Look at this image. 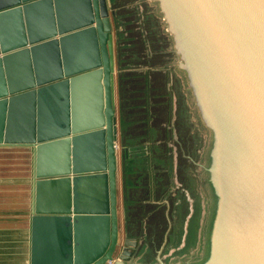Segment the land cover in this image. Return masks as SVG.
<instances>
[{
	"label": "water",
	"instance_id": "obj_1",
	"mask_svg": "<svg viewBox=\"0 0 264 264\" xmlns=\"http://www.w3.org/2000/svg\"><path fill=\"white\" fill-rule=\"evenodd\" d=\"M152 1L191 96L182 166L210 230L202 264H264V0ZM111 16L107 0H0V147L32 149L29 264H133Z\"/></svg>",
	"mask_w": 264,
	"mask_h": 264
},
{
	"label": "crops",
	"instance_id": "obj_2",
	"mask_svg": "<svg viewBox=\"0 0 264 264\" xmlns=\"http://www.w3.org/2000/svg\"><path fill=\"white\" fill-rule=\"evenodd\" d=\"M170 75L168 76L169 82ZM167 88L166 91L171 93L170 112L168 118L160 123L162 127L160 134L167 137L164 142L168 152H163L162 148L158 152L155 151L154 148H160L159 142H150L142 133L141 123L133 122V120L127 121L125 125L128 128L125 135L127 134V137L133 140L132 145H127L126 142L124 143V131L118 122L119 119L117 120L118 131L122 136V146L119 145L118 136L116 189L121 240L145 237L147 231L144 227L142 230L145 233L137 232L136 235L127 229L126 213L128 210L125 208L132 205L141 207L148 195L151 199L158 200L157 207L165 208L163 214L165 225L160 235L162 239L160 248L169 251L179 245L185 248L186 245L189 247L198 244L197 239L201 238L202 228L199 225V218L195 212L196 205L191 199L186 180L182 179L185 176L183 169L177 166L179 162L182 165V150L180 149L182 142L178 143L176 124L184 113L183 110L178 111L177 109L174 88L172 89L169 85ZM182 121L186 124L185 118L183 120L182 117ZM188 131L186 128V136ZM175 142L179 146L177 153L171 147V144ZM120 151L123 152L122 159ZM32 156V149L29 147H0V264H29ZM154 157L160 160L161 165L155 166V169L152 166L147 167V161L152 162ZM166 158L174 160L171 168L164 164L163 159ZM181 203L183 209H187L183 217L182 213L175 214L174 212L181 206ZM161 249L160 253L155 255L154 261L152 260L153 263H150L162 262ZM135 252L137 253V250ZM136 255L137 258L133 257L132 260L134 258V260H139L138 254ZM162 264L165 263L162 262Z\"/></svg>",
	"mask_w": 264,
	"mask_h": 264
},
{
	"label": "rangeland",
	"instance_id": "obj_3",
	"mask_svg": "<svg viewBox=\"0 0 264 264\" xmlns=\"http://www.w3.org/2000/svg\"><path fill=\"white\" fill-rule=\"evenodd\" d=\"M107 4H108L109 12L112 13V16L110 18L113 27L112 36L114 43L115 80L117 84V95L115 96V100H116V115L118 116V119H119V103H118V66L116 63L117 60L116 58L117 28L115 23L116 20L121 22L120 31L123 32V38L135 39L134 36H136L138 32L143 33V38H147L149 40L146 53L150 52V55H153V58L148 57L149 59L155 61L152 62V64L157 63L155 65L156 69H161V70L163 69V71H166L167 73H169V75L171 74L169 77L171 84L170 82H168V85L169 87H172V89L174 88L175 90V95L177 98V109L178 111L183 110L184 115H182V117L183 120L185 118V123H186V124L183 123L184 131L183 133L181 132L178 133V138H177L178 143L182 142V144L180 145V149L182 150L183 141L186 136L185 127L188 130L190 128L191 96H190V92L186 90L187 81L184 78L183 73L179 70V68H177L174 54L171 53L172 46H171L170 38L166 33L165 23L158 12L157 4L152 0H107ZM128 43L129 41L127 42H124L122 40L120 41L121 46L124 44L127 45L126 48L124 49L121 48V52L124 60H127L126 58H128L133 51V48ZM146 61H148L147 58ZM129 70L130 68L126 69V73H128ZM128 96L135 97L136 94L129 93ZM135 102L137 103V100H135ZM142 133L144 134L145 131L143 130ZM156 133L157 135H159L160 131H157ZM164 138L167 137L164 136ZM171 147H173L174 152L176 151L177 153V149L179 146H177L176 142L174 144L172 143ZM171 147L170 149H172ZM179 156L180 155L178 152V160H179ZM143 202L144 204L141 205V207L132 205L129 206L128 208H125L126 210H128V212L126 213L127 215L126 218H129L132 221L131 223L132 233L136 235L137 232L138 233L144 232V230L141 229L142 225L140 221H143V227L147 231L145 237L143 236V238L142 237L140 239L138 238L139 244L136 254H138L139 260L138 259L134 260L135 258H137L136 257L137 255L135 254L134 255L135 258L133 260L131 259V263L133 264H146V263L152 264L153 263L152 260L155 258V255L157 253H160V249H161L160 246L162 244V239L160 238V235L164 230V226L161 225H165L164 216H163L165 208L162 206L157 207L156 203L158 202V200H156L155 198L151 199L148 195L147 197H145V200ZM186 210L187 209L185 208V211ZM195 212L197 214V218H199L198 220L199 225L203 231V233L201 231V238L197 239L198 244L189 247L186 245L185 248L180 247L181 245H179L178 247L172 248L171 250L169 249V251L165 248L163 250L161 249L162 262H164L165 264H202L205 261V259L208 257L210 230L206 220L204 219L203 215L201 214V212L197 207L195 208ZM159 238L161 239L160 242H158L157 240ZM139 254L141 255L139 256ZM155 264H157V262Z\"/></svg>",
	"mask_w": 264,
	"mask_h": 264
},
{
	"label": "trees",
	"instance_id": "obj_4",
	"mask_svg": "<svg viewBox=\"0 0 264 264\" xmlns=\"http://www.w3.org/2000/svg\"><path fill=\"white\" fill-rule=\"evenodd\" d=\"M115 23L117 28L116 63L118 66L119 122L122 130L124 131V143L126 142L127 145L133 144V140L127 137V134L125 135V131L128 129L127 127H125L127 121L133 120V122L141 123V129L142 131H145L144 134L147 136V139L150 142H159L160 148H154L155 151L158 152L159 149L162 148L161 150L163 152H168L164 142L165 135L163 136L160 134L159 136L156 133L157 130L160 131V129H162L160 123L168 118V113L170 112L171 93L170 91H166V89H168L167 86L169 82L168 74L166 71H163V69H156L155 65L157 63L152 64V62L155 61L148 58H153V55H150V52L146 53L149 40L147 38H143V33L138 32V34L134 36L135 39L123 38V32L120 31L121 22L116 20ZM121 40L124 42L129 41L128 44H130V46L133 48L132 53L128 58H126L127 60H124L121 52V48L124 49L127 47V45L124 44L121 46ZM146 58L148 61H146ZM128 68H130V70L128 73H126V69ZM129 93L136 94V96H128ZM135 100H137V103L135 102ZM176 128L178 133H183L184 125L182 117H179ZM183 144H186L188 147L190 144V149H193V152H195V149L198 147L193 137L192 140H189L185 136ZM163 162L165 165H169L171 168L172 161L170 158L163 159ZM160 165V160H157L155 157L152 159V162L147 161V167L150 168L152 166L155 169V166ZM177 166L183 170L188 169L187 164H184L182 166L180 162ZM183 179L187 180L185 176L183 177ZM180 205L181 206L176 208L174 212L175 214L182 213L183 217V215L186 214V211L185 208L183 209L182 203ZM127 221L128 224L126 227L129 231H131L132 221L129 218H127ZM140 222L142 225V229L143 222ZM157 240L158 242H160L161 239L159 238Z\"/></svg>",
	"mask_w": 264,
	"mask_h": 264
},
{
	"label": "built area",
	"instance_id": "obj_5",
	"mask_svg": "<svg viewBox=\"0 0 264 264\" xmlns=\"http://www.w3.org/2000/svg\"><path fill=\"white\" fill-rule=\"evenodd\" d=\"M117 261H118V259L116 258V259H113V261L108 262L107 264H114V263L117 262Z\"/></svg>",
	"mask_w": 264,
	"mask_h": 264
},
{
	"label": "bare ground",
	"instance_id": "obj_6",
	"mask_svg": "<svg viewBox=\"0 0 264 264\" xmlns=\"http://www.w3.org/2000/svg\"><path fill=\"white\" fill-rule=\"evenodd\" d=\"M117 211H118V206H117ZM118 224H119V225H118V226H119V232H121V231H120V221H119V217H118ZM120 240H121V237H120Z\"/></svg>",
	"mask_w": 264,
	"mask_h": 264
}]
</instances>
